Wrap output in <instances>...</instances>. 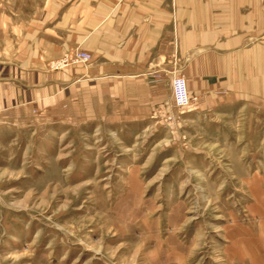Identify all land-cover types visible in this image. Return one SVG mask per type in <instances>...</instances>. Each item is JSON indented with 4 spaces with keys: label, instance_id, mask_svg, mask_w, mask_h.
<instances>
[{
    "label": "rangeland",
    "instance_id": "obj_1",
    "mask_svg": "<svg viewBox=\"0 0 264 264\" xmlns=\"http://www.w3.org/2000/svg\"><path fill=\"white\" fill-rule=\"evenodd\" d=\"M177 71L142 116L80 99L0 131V264H264V116Z\"/></svg>",
    "mask_w": 264,
    "mask_h": 264
},
{
    "label": "crops",
    "instance_id": "obj_2",
    "mask_svg": "<svg viewBox=\"0 0 264 264\" xmlns=\"http://www.w3.org/2000/svg\"><path fill=\"white\" fill-rule=\"evenodd\" d=\"M75 51L88 63L51 67ZM172 69L264 116V0H0V131L80 99L142 116Z\"/></svg>",
    "mask_w": 264,
    "mask_h": 264
},
{
    "label": "built area",
    "instance_id": "obj_3",
    "mask_svg": "<svg viewBox=\"0 0 264 264\" xmlns=\"http://www.w3.org/2000/svg\"><path fill=\"white\" fill-rule=\"evenodd\" d=\"M90 57L85 52L75 51L70 54H65L58 61L52 62L51 65L55 68H62L69 64L85 63ZM153 79V76H151ZM171 98L172 104L177 109H187L190 106V95L188 94L186 81L181 76H175L171 80Z\"/></svg>",
    "mask_w": 264,
    "mask_h": 264
}]
</instances>
